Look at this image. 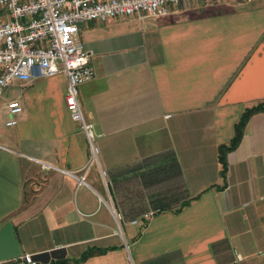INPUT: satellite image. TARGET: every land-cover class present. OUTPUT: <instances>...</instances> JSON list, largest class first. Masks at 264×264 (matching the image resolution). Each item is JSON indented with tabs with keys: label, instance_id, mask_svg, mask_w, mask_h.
Returning <instances> with one entry per match:
<instances>
[{
	"label": "crops",
	"instance_id": "obj_1",
	"mask_svg": "<svg viewBox=\"0 0 264 264\" xmlns=\"http://www.w3.org/2000/svg\"><path fill=\"white\" fill-rule=\"evenodd\" d=\"M80 35L97 72L78 93L97 157L64 72L12 81L0 228L11 221L39 264H264V110L225 176L219 157L264 104V0L169 2L159 16L84 20ZM14 98L23 110L6 124Z\"/></svg>",
	"mask_w": 264,
	"mask_h": 264
},
{
	"label": "built area",
	"instance_id": "obj_2",
	"mask_svg": "<svg viewBox=\"0 0 264 264\" xmlns=\"http://www.w3.org/2000/svg\"><path fill=\"white\" fill-rule=\"evenodd\" d=\"M181 1L186 0H0V94L14 80L64 72L67 108L86 131L93 160L99 147L93 142V124L85 119L78 93L80 84L97 72L90 65L93 51L81 38L80 23L115 16H159L168 13L169 2ZM6 107L11 116L6 124H13V115L23 110V104L14 98L6 102ZM77 176L79 182H86L85 173ZM0 264H39V260L33 253L23 252L0 259Z\"/></svg>",
	"mask_w": 264,
	"mask_h": 264
},
{
	"label": "trees",
	"instance_id": "obj_3",
	"mask_svg": "<svg viewBox=\"0 0 264 264\" xmlns=\"http://www.w3.org/2000/svg\"><path fill=\"white\" fill-rule=\"evenodd\" d=\"M259 110H264V104L263 103H259L255 106L252 107H248L242 114L240 120L237 122L236 124V131L234 136L232 137V139L229 142L226 143H222L219 145V157H220V161L222 162V174L223 176H225L226 171H227V161H226V154L230 149H233L236 147V145L239 143L241 137H242V129H243V125L246 123L247 119L250 117V115L256 111ZM99 251L93 248H90L88 250H86L84 252V254L76 259L77 261L83 260L86 257H88L90 254ZM68 262V260H57L55 261L53 264H57V263H66Z\"/></svg>",
	"mask_w": 264,
	"mask_h": 264
},
{
	"label": "water",
	"instance_id": "obj_4",
	"mask_svg": "<svg viewBox=\"0 0 264 264\" xmlns=\"http://www.w3.org/2000/svg\"><path fill=\"white\" fill-rule=\"evenodd\" d=\"M21 251L11 221L5 222L0 228V259L19 256Z\"/></svg>",
	"mask_w": 264,
	"mask_h": 264
},
{
	"label": "rangeland",
	"instance_id": "obj_5",
	"mask_svg": "<svg viewBox=\"0 0 264 264\" xmlns=\"http://www.w3.org/2000/svg\"><path fill=\"white\" fill-rule=\"evenodd\" d=\"M1 7V6H0ZM8 86H11V82L9 83V85ZM9 88V87H8ZM4 89H5V87L3 88V91H2V93L0 94V96H3L4 95Z\"/></svg>",
	"mask_w": 264,
	"mask_h": 264
}]
</instances>
